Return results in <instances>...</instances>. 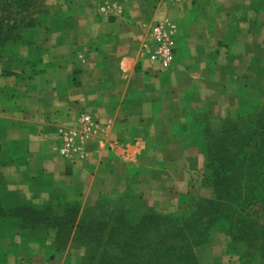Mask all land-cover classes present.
<instances>
[{"label":"crops","instance_id":"1","mask_svg":"<svg viewBox=\"0 0 264 264\" xmlns=\"http://www.w3.org/2000/svg\"><path fill=\"white\" fill-rule=\"evenodd\" d=\"M164 20L177 26L167 71L142 53L149 28ZM31 38L0 60L5 200L39 204L58 187L81 207L134 194L130 206L184 213L192 190L209 194L199 187L206 126L219 131L246 99L264 103V0L55 1ZM83 112L97 124L87 154L64 159L58 129ZM2 228L7 264H82L78 244L58 252ZM227 236L214 232L206 264Z\"/></svg>","mask_w":264,"mask_h":264},{"label":"trees","instance_id":"2","mask_svg":"<svg viewBox=\"0 0 264 264\" xmlns=\"http://www.w3.org/2000/svg\"><path fill=\"white\" fill-rule=\"evenodd\" d=\"M48 1L0 0V60L11 44H31L50 11ZM202 136L200 185L212 198L198 199L189 214L130 206L134 194L81 207L57 188L45 202L9 205L0 186V264L10 254L1 247L7 225L17 227L24 241L38 240L58 252L70 242L84 247L82 264H202L198 250L220 230L264 256V218L251 212L256 206L264 212V103L242 101L235 119L223 121L217 132L206 126Z\"/></svg>","mask_w":264,"mask_h":264},{"label":"built area","instance_id":"3","mask_svg":"<svg viewBox=\"0 0 264 264\" xmlns=\"http://www.w3.org/2000/svg\"><path fill=\"white\" fill-rule=\"evenodd\" d=\"M100 11L107 13V7L103 6ZM176 44V24L169 20L160 21L149 28L142 45V53L150 63L156 64L160 70L167 71L175 63ZM96 127L93 116L84 112L80 114L74 126L60 127L59 155L67 160H82L87 154L89 139Z\"/></svg>","mask_w":264,"mask_h":264},{"label":"rangeland","instance_id":"4","mask_svg":"<svg viewBox=\"0 0 264 264\" xmlns=\"http://www.w3.org/2000/svg\"><path fill=\"white\" fill-rule=\"evenodd\" d=\"M55 1L54 0H49L48 4L50 6V4H53ZM26 47V46H25ZM201 187V185L199 186ZM203 188V187H201ZM57 189H60L57 187ZM207 189V188H205ZM1 190H2V197L5 195L4 192H8V189L4 188L3 186H1ZM209 190V194L207 193L205 195V197L201 196L198 193V189H194L191 192V196L189 198V206L186 212V214L191 213L194 209H195V203L198 199H210L212 198V191L210 189ZM211 192V193H210ZM4 198V197H3ZM6 199V197H5ZM4 202L6 204L9 205H13L14 202H12L11 200H5ZM251 212H259L260 218H264V212L262 211V207L261 206H256L253 207L251 209ZM252 215V214H251ZM264 224V223H263ZM227 246H225V251H220L222 249V247L224 246V239H221L218 241V244L216 245V260L214 262V259L210 258V262L211 263H215V264H264V256L257 254L256 250H258V247L254 245V248H251L250 244H248V242H243V241H237V242H233L230 236H227ZM204 248V247H203ZM202 248V249H203ZM200 249L198 250L197 254L198 257L200 258V261L202 264H206V258L204 257L203 254V250ZM215 252V253H216ZM230 257V260L228 258H224V257ZM10 259V256L8 257V261ZM219 260H221V263L219 262ZM229 260V262H228ZM7 261V262H8Z\"/></svg>","mask_w":264,"mask_h":264}]
</instances>
